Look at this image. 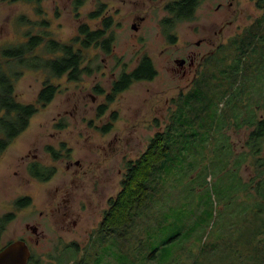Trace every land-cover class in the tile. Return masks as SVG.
<instances>
[{
	"label": "rangeland",
	"instance_id": "1",
	"mask_svg": "<svg viewBox=\"0 0 264 264\" xmlns=\"http://www.w3.org/2000/svg\"><path fill=\"white\" fill-rule=\"evenodd\" d=\"M172 1L84 0V4L76 8L74 0H0V63L10 74L21 71L18 77H13L17 98L39 106L28 128L0 153V218L8 213L15 214L2 233L0 246L30 234L25 229L26 223L34 222L39 211L48 213L56 187L63 182H72L75 177L77 166L72 165L68 171L67 164L79 159L80 167H84L86 157L93 159L97 174L89 176L88 180L79 177L87 188L81 193L73 190V195L74 205H80L87 216L90 234L81 233L80 229L63 233L58 230L59 224L41 225L39 229L45 236L36 248L40 258L36 264H186L193 257L203 261L200 252L205 241L218 243L216 251L208 258L214 260L226 253L225 243L236 240L240 231L234 228L233 232L229 226L237 219L234 218L235 208L239 206L236 203L231 206L230 186L232 176L237 172L246 181L257 174L252 157L238 167L237 172L235 168V163L241 161L238 156L246 149L250 129L231 124L225 127L224 133L222 128L228 121L226 114L218 108L217 96L210 99L205 91L212 86L225 87L224 79L219 78L221 63L234 60L233 39L261 17L264 8L258 0H201L194 20H177L173 25L162 27L161 20L170 15L165 6ZM101 4L104 5L103 14L91 18L90 13ZM21 15L29 22L21 23ZM106 16H112L114 20L108 30V34L114 35L113 52L108 54L96 46L81 48L79 41L75 42L80 25L86 23L96 29L102 26ZM138 16H145V21L140 23L136 20ZM203 22L213 37L214 30L221 25L224 30L216 43L219 48H210L213 52L193 88L187 85V80L173 76L165 62L168 58L172 61L191 41L203 36L199 31ZM132 23L140 29L137 35ZM26 32H48L56 40L73 43L75 48L83 51L84 65L91 69L90 73L73 81L67 75L53 77L48 70L21 68L14 61H8L1 50L26 41ZM170 39L175 42L171 43ZM164 47H169L165 54L160 52ZM143 50L155 58L159 70L157 77L153 81L136 82L108 103L107 93L113 80L123 69H132L137 54ZM37 52L45 58L53 56L43 47ZM46 80L57 85L59 91L42 107L37 103V97ZM97 85L104 92L96 91ZM190 89H193L191 99L185 105L181 99ZM153 90L159 94L152 97ZM253 91L247 95L254 104H259V93L256 91L253 95ZM195 94L198 96H193ZM233 95H240V91ZM105 102L109 107L101 114L99 106ZM260 107L257 114L264 116V106ZM114 112L117 113L116 120L112 118ZM3 114L4 111H0V116ZM171 121L173 129L166 131ZM108 122H113V129L104 133L100 127ZM156 131H165L164 142L169 152L153 177L147 207L139 212L130 232L123 238L119 234L104 238L96 227L108 206V198L115 197L122 188L126 161L137 159L147 149ZM225 134L229 137L232 155L226 153L230 147L226 144ZM115 135L120 138L119 145L125 146L114 153L109 142ZM99 145L105 146L106 150H99ZM47 146L59 151L61 157L54 159ZM33 161L54 166L55 175L47 182L34 178L28 171ZM120 169L122 172L119 173ZM97 179L99 182L94 183ZM26 196L31 198V205L17 207L16 201ZM240 197L241 202L249 200L245 193ZM250 201L253 203V198ZM229 207H232L231 213H228ZM60 234L67 239H77L79 248L60 245ZM220 235L222 238H218ZM166 240L170 243L162 246ZM224 240L227 241L224 243ZM182 247L185 249L181 250ZM227 261L224 257L221 263Z\"/></svg>",
	"mask_w": 264,
	"mask_h": 264
},
{
	"label": "trees",
	"instance_id": "2",
	"mask_svg": "<svg viewBox=\"0 0 264 264\" xmlns=\"http://www.w3.org/2000/svg\"><path fill=\"white\" fill-rule=\"evenodd\" d=\"M25 1L40 2V0ZM258 1L259 5L264 8V0ZM83 4L84 0H74L76 8ZM199 4L200 0L169 2L166 8L173 16L164 20V27L172 25L168 23H171L170 21L173 19L175 22L191 19ZM103 12L104 5L101 4L97 10L90 13V17L101 16ZM19 21L21 23L29 22L25 15H21ZM112 22V17L106 16L103 18L102 26L96 29L90 28L86 23L81 24L79 27L81 38L75 37V42L79 41L81 48L84 49L96 46L108 53L111 52L114 49V35L108 34V30L111 28ZM43 23L45 24L46 21ZM25 36L27 37L26 41L3 48L1 50L2 56L8 61H14L21 68L45 69L53 77H61L66 74L69 80H78L81 74L87 70L82 67L85 58L83 51L75 48L73 43L56 40L50 37L48 32L40 34L26 32ZM232 43L235 48L234 60L230 62L224 60V64L222 61V66L218 71L219 78L224 79L225 87L212 86L205 93L210 99L217 96L218 108L226 114L228 121L222 128L223 132L225 127L231 124L238 128L246 126L250 129L245 141L246 149L238 156L241 161L237 165L235 163V168L237 172L238 167H241L249 157H252V164L256 167L257 174L249 181L240 177L238 172L232 176L230 186L232 199L230 203L232 207L236 203L239 210L237 207L235 208L237 214L234 218L237 219H234L229 229L231 228V231L234 232V228H237L240 232L238 236L236 235V240L230 239L227 244L225 243L227 240H224L226 253L222 255L223 257L215 255L214 260L208 259L216 251L218 243L214 240L211 243L205 241L200 252L203 261L198 257L197 259L193 257L186 264H222L221 261L224 257H227L228 261L223 262V264H264V116L257 114V109L264 106V13L245 32L237 35ZM40 47H43L46 53L53 56L45 58L39 54L37 50ZM20 74L21 71L19 70L10 74L0 63V111H4V114L0 116V153L28 128L31 118L39 110L37 104L22 102L17 98L13 77H18ZM154 75V68L151 62L146 59L133 72L124 73L121 76V81L115 83V91H120L133 79H149ZM253 89V95L256 91L259 93V101L261 102L259 104H254V100L251 101V97L247 95ZM58 91L57 85L46 80L39 91L37 103L42 107L46 106L54 99ZM201 91L203 90L201 89ZM239 91L240 95H233L234 92ZM193 96L196 97L198 94ZM230 119H234V121ZM173 126L174 123L169 126L168 131L171 132ZM165 134V131L157 133L147 149L136 160L130 162L128 173L122 180V188L110 200V207L99 225L98 232L104 238L113 234H119L123 238L130 232L139 212L146 209L153 177L159 164L164 162L169 152V147L164 142ZM225 136L226 144L230 147L226 153L232 155V147L228 142L229 137L226 134ZM47 151L51 153L54 159L60 157V152L52 146H47ZM225 166L228 167V163H225ZM28 170L34 178L40 181H46L56 173L54 166L49 167L38 162L29 165ZM241 193H245L249 200H242L241 202ZM252 198L253 203L250 201ZM29 204H31V198L28 196L16 201V206L18 205L20 208ZM232 207H229L228 213H231ZM13 216L14 213H8L0 218V242L2 233L6 225L14 218ZM212 217L213 213L210 218L212 219ZM221 227L224 225L221 224ZM218 238H222L221 235ZM11 242L13 241H9L7 244ZM169 243L170 240H166L162 246ZM5 245L0 246V250ZM184 249L185 247H182L181 250Z\"/></svg>",
	"mask_w": 264,
	"mask_h": 264
},
{
	"label": "flooded vegetation",
	"instance_id": "3",
	"mask_svg": "<svg viewBox=\"0 0 264 264\" xmlns=\"http://www.w3.org/2000/svg\"><path fill=\"white\" fill-rule=\"evenodd\" d=\"M173 1H178V0H173ZM200 2H201V0H200ZM219 7L220 6H218V8ZM165 9L170 15L167 14V16L161 20L162 27L165 26L163 24L164 20H166V18H168V17L173 16L167 8H165ZM197 9H198V7L196 8L195 14L193 15V17L191 19H183V21L194 20V18L196 17ZM112 19H113V17H112ZM136 20H139L140 23L142 21L144 22L145 16H138V17H136ZM170 22L171 23H168V24H172V25L175 24V23H172V22H175L174 19ZM217 25L218 24L216 23V26ZM131 26H132V29H134L136 31L135 34L137 35L139 33L138 31L140 29L138 30V27L135 23H132ZM199 26H200L199 31L203 34V36L196 41H191L187 45V47L184 49V51L180 55H178L177 57H174L172 59V61L168 58V59H166V62H165L167 69L169 70L170 73L173 74V76H175L177 78L180 77L182 80H187L188 81L187 85L188 86L191 85V86H193V88H194V85L197 82V80L199 78H201V76L203 75L202 72H203L204 66L208 62L209 55H211V53L213 52L214 49L217 50L218 46L216 45V43L219 39L218 37L223 33V30H224V25H221L218 30H214V37H213L211 34V31L208 28L206 23L203 22ZM164 31H165V29H164ZM171 37H173V36H171ZM215 37H216V39H215ZM174 39L173 40L170 39L171 43L175 42ZM171 45H173V44H171ZM169 47H171V46H169ZM169 47H164L160 52L165 54V51L168 52ZM210 48H212L213 50H210ZM102 50L104 52H106L104 49H102ZM113 50L109 53H112ZM144 50L141 53L137 54L136 65L132 69H129V70L123 69L122 72L120 73V75L113 80V82L111 84V90H110V92L107 93L108 103H112L115 100V96H117L120 93H123L124 91L129 89L131 86H133L136 82L139 83V82H143V81H153L157 77L159 70L156 67L155 58L149 52H146ZM106 53H108V52H106ZM145 58L151 62L152 66L154 68V71H155V75L149 79L148 78L133 79L132 82L128 83L123 89H121L120 91H115V83L121 81V79H122L121 76L124 73L130 74L131 72H133L136 68L141 66V64L144 62V60H146ZM84 62L82 63V67H85L87 70H85V72H83L81 74V77L78 80H80L84 74L90 73L91 69H89V67H86L84 65ZM78 80H73V81H78ZM95 90L99 91V92H104V90L99 85L95 86ZM148 90L150 91V88H148ZM192 90L193 89H190V91L188 93H186L187 95L185 96L184 99H181V103L186 105V101L189 100ZM158 94H159L158 91L153 90L152 97L157 96ZM182 95H184V94H182ZM108 107H109V105L107 104V102L100 105L99 106L100 113L101 114L105 113L107 111ZM176 111H177V109H176ZM175 112L173 113L172 117L174 116ZM112 118H113V120L117 119V113L116 112L113 113ZM171 124H172V121H171L170 125ZM169 126L166 128V131L168 130ZM100 128H101L102 132L108 133L113 129V122H108ZM159 132L160 131H158V132L156 131L154 136H152L150 138L149 144H150L152 138H154L155 135ZM128 140L129 139H127V141ZM119 142H120V138L118 135H115L113 137L112 141L109 142V148L114 153L119 151V149L122 146H125V145L120 146ZM99 150L105 151L106 147L103 145L102 146L99 145ZM68 151H70V148L68 149ZM86 155L88 156L89 154H86ZM60 157H61V155H60ZM134 160H136V159H128L126 161V171L123 172V174H122V176H123L122 180L125 178V176L128 173L130 162L134 161ZM33 162H38V161H33ZM85 163H86L85 164L86 166L80 167L81 161L79 159H77V160H75V162L73 164L72 163L67 164V170L68 171L71 170L72 165L74 166V164H75L77 166V170L75 171V175H74L75 177L72 178V182H70V183L63 182L62 184H60L59 186L56 187L54 193H52V195H51V199H50L51 205H50V209H49L48 213L45 214L43 212V210L39 211L36 214L37 218L35 219L34 222L28 221L26 223L25 229H27V232L28 233L30 232V234L22 235L21 238H19V239L26 241V243L29 246L30 257L28 260V264H36V262H39V260H40V258L38 257V255L36 253V248L40 246L41 239L44 238L43 236H45L44 231L42 229H39L41 225H46L47 227H49L52 225L55 226L56 224H59L58 230L63 232V233H66V232L72 233L74 231V229H77V230L80 229L79 231L81 233L84 231V232H87L88 235L90 234V231H88L89 225L87 222V216H85V214L82 212V208L80 205H76V206L74 205L75 197L73 195L74 194L73 190L78 191V193H81L84 190H86V188H87V184L83 180L79 179V177H82L85 180H88L89 176L95 177L97 174L96 168H93V165H95V164H94V161L91 157H88V159L86 157ZM120 172H122L121 169L119 170V173ZM50 179H48L46 181H42V182H47ZM77 181H81V183L77 182ZM98 182H99L98 179L94 181V183H98ZM95 191H97V190H95ZM112 198H114V196H111L110 198H108V206H107V208H104V210L102 212V219L96 227L97 230H99V225L104 218L105 212L110 207V200ZM30 205L31 204H29L28 206H30ZM28 206H26V207H28ZM48 215H50V217H48ZM44 217H46L47 219H45ZM90 230H91V228H90ZM59 243H60V245H63L65 248L71 247V246L79 248V246H80L79 241L77 239H67L64 235H61V234H60V238H59Z\"/></svg>",
	"mask_w": 264,
	"mask_h": 264
},
{
	"label": "water",
	"instance_id": "4",
	"mask_svg": "<svg viewBox=\"0 0 264 264\" xmlns=\"http://www.w3.org/2000/svg\"><path fill=\"white\" fill-rule=\"evenodd\" d=\"M30 249L26 241L15 240L0 250V264H28Z\"/></svg>",
	"mask_w": 264,
	"mask_h": 264
}]
</instances>
